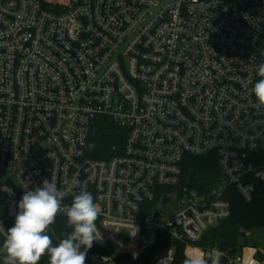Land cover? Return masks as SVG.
<instances>
[{"label":"built area","instance_id":"1","mask_svg":"<svg viewBox=\"0 0 264 264\" xmlns=\"http://www.w3.org/2000/svg\"><path fill=\"white\" fill-rule=\"evenodd\" d=\"M259 64L264 0H0V226L49 180L63 205L93 196L85 264H175L178 245L184 264H264L251 231L236 254L192 244L231 216L228 188L251 202L264 184ZM102 118L127 136L99 160ZM208 154L216 185L184 186L185 158Z\"/></svg>","mask_w":264,"mask_h":264},{"label":"clouds","instance_id":"2","mask_svg":"<svg viewBox=\"0 0 264 264\" xmlns=\"http://www.w3.org/2000/svg\"><path fill=\"white\" fill-rule=\"evenodd\" d=\"M257 75L261 79L251 91L264 105V64L258 65ZM63 199L64 192L49 180L43 181L42 187L23 194L14 226L7 230L0 226V232L5 235L2 245L6 252L5 264H37L46 252L50 257L49 264H85L87 251L93 247L94 241H98L97 207L93 196L86 190L75 195L70 206L63 205ZM58 213L67 216L72 231L53 246L47 230ZM194 264L202 262L196 260Z\"/></svg>","mask_w":264,"mask_h":264},{"label":"trees","instance_id":"3","mask_svg":"<svg viewBox=\"0 0 264 264\" xmlns=\"http://www.w3.org/2000/svg\"><path fill=\"white\" fill-rule=\"evenodd\" d=\"M126 131L119 129L107 118H102L91 134L87 156L93 159H110L123 153ZM182 184L190 189L203 190L216 185L218 176L217 157L214 154L205 156H187L182 165ZM225 197L231 203V216L217 226L209 229L199 241L192 244L202 248L217 247L231 254L238 253L243 247L250 244L245 232L255 229H264V184H260L251 202H246L235 187H230L225 192ZM15 224H10V228ZM72 229L67 224V218L57 219L49 226L47 234L52 240V245L57 246L60 240L66 238ZM170 244H160L162 249ZM158 249V250H159ZM83 250V248L81 249ZM184 245L177 246V261L175 264H184ZM99 250L92 247L87 251L88 263L93 261ZM49 254L41 256L37 264H49ZM221 264H227L223 261Z\"/></svg>","mask_w":264,"mask_h":264},{"label":"rangeland","instance_id":"4","mask_svg":"<svg viewBox=\"0 0 264 264\" xmlns=\"http://www.w3.org/2000/svg\"><path fill=\"white\" fill-rule=\"evenodd\" d=\"M250 237L257 247L264 248V229H255L250 232ZM5 236L0 234V264H5L6 252L3 249Z\"/></svg>","mask_w":264,"mask_h":264},{"label":"water","instance_id":"5","mask_svg":"<svg viewBox=\"0 0 264 264\" xmlns=\"http://www.w3.org/2000/svg\"><path fill=\"white\" fill-rule=\"evenodd\" d=\"M169 202V198H164L163 200H162V203L163 204H167Z\"/></svg>","mask_w":264,"mask_h":264}]
</instances>
